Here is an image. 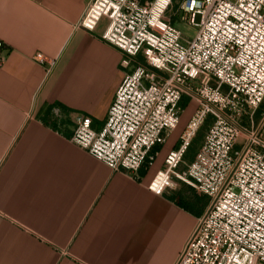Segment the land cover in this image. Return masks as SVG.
Returning <instances> with one entry per match:
<instances>
[{"label":"crops","instance_id":"1","mask_svg":"<svg viewBox=\"0 0 264 264\" xmlns=\"http://www.w3.org/2000/svg\"><path fill=\"white\" fill-rule=\"evenodd\" d=\"M87 2L0 0V264H175L209 204L179 181L149 188L180 136L135 178L52 123L61 107L101 130L125 77L107 20L77 28Z\"/></svg>","mask_w":264,"mask_h":264},{"label":"built area","instance_id":"2","mask_svg":"<svg viewBox=\"0 0 264 264\" xmlns=\"http://www.w3.org/2000/svg\"><path fill=\"white\" fill-rule=\"evenodd\" d=\"M179 17L194 36L175 26ZM103 20L102 39L125 55L106 122L96 130L91 117L54 107L52 123L71 120L73 144L139 178L189 99L197 108L149 186L161 194L179 181L209 198L175 264H264V0H88L77 28Z\"/></svg>","mask_w":264,"mask_h":264},{"label":"rangeland","instance_id":"3","mask_svg":"<svg viewBox=\"0 0 264 264\" xmlns=\"http://www.w3.org/2000/svg\"><path fill=\"white\" fill-rule=\"evenodd\" d=\"M140 1H142L145 4V3L149 2L150 0H140ZM181 16L182 15H180V17ZM180 17L174 19L175 26L182 32V34L184 36H186V37L194 36L195 35V30L190 28L186 24H184L180 20ZM196 108L197 107H196V105L194 103H190L189 106L186 109H184V113L182 115L181 124L178 127V129L173 134H177V135L181 136L183 130L185 129L186 125L188 124L189 120L191 119L192 115L194 114ZM203 137H204V130L201 131L198 139L193 144V147L191 148V150L189 151V154L187 155V159H190V161H191V159H193V157L195 155V152H196L197 148L199 147ZM165 146H166V144L164 146H161L160 148L162 149Z\"/></svg>","mask_w":264,"mask_h":264},{"label":"trees","instance_id":"4","mask_svg":"<svg viewBox=\"0 0 264 264\" xmlns=\"http://www.w3.org/2000/svg\"><path fill=\"white\" fill-rule=\"evenodd\" d=\"M190 103H191V102H190L189 99H184L183 102H182V107H183V109H186V108L189 106ZM160 150H161V148H160V147H157V148L155 149V153H159ZM188 154H189V153H188ZM191 161H192V160H191Z\"/></svg>","mask_w":264,"mask_h":264},{"label":"bare ground","instance_id":"5","mask_svg":"<svg viewBox=\"0 0 264 264\" xmlns=\"http://www.w3.org/2000/svg\"><path fill=\"white\" fill-rule=\"evenodd\" d=\"M163 176V174L161 175V177Z\"/></svg>","mask_w":264,"mask_h":264}]
</instances>
